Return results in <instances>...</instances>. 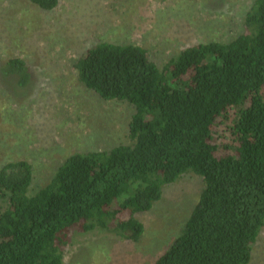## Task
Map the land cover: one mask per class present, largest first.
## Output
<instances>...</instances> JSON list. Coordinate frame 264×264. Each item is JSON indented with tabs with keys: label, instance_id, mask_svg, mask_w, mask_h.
<instances>
[{
	"label": "trees",
	"instance_id": "1",
	"mask_svg": "<svg viewBox=\"0 0 264 264\" xmlns=\"http://www.w3.org/2000/svg\"><path fill=\"white\" fill-rule=\"evenodd\" d=\"M51 11L61 0H29ZM244 32L198 43L161 67L137 44L100 42L71 67L88 90L134 107L127 141L67 157L34 188V166H0V264H64L75 230L139 242L164 188L186 173L203 189L181 232L152 264H250L264 229V0ZM21 87L25 59L0 66Z\"/></svg>",
	"mask_w": 264,
	"mask_h": 264
},
{
	"label": "rangeland",
	"instance_id": "2",
	"mask_svg": "<svg viewBox=\"0 0 264 264\" xmlns=\"http://www.w3.org/2000/svg\"><path fill=\"white\" fill-rule=\"evenodd\" d=\"M253 0H61L44 11L29 0H0V66L26 60L31 82L0 68V166L27 160L34 188L45 185L70 155L109 150L127 141L134 107L88 90L71 65L100 42L137 44L161 67L181 50L243 33ZM203 179L186 173L136 217L139 242L102 231H73L64 264H152L170 246L196 205ZM250 264H264V229Z\"/></svg>",
	"mask_w": 264,
	"mask_h": 264
}]
</instances>
